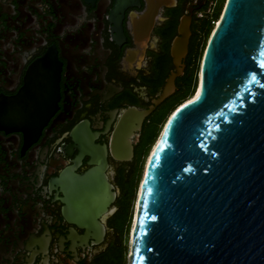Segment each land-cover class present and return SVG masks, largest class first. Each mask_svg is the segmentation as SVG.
I'll return each instance as SVG.
<instances>
[{"label":"flooded vegetation","instance_id":"obj_1","mask_svg":"<svg viewBox=\"0 0 264 264\" xmlns=\"http://www.w3.org/2000/svg\"><path fill=\"white\" fill-rule=\"evenodd\" d=\"M212 2L138 0L118 23L110 19L114 0H0V111L24 85L29 65L47 52L58 72L54 84L43 83L48 98L54 85L56 102L39 131L0 124V264H109V234L145 148L160 123L193 96L185 100ZM149 5L158 6L154 14ZM184 15H191L187 53L171 93L156 104L177 74L171 48ZM197 83L198 76L196 89ZM125 119L131 155L121 161L110 146ZM96 147L105 148L104 175L115 193L97 219L98 233L78 227L66 203L76 179L96 167Z\"/></svg>","mask_w":264,"mask_h":264},{"label":"water","instance_id":"obj_2","mask_svg":"<svg viewBox=\"0 0 264 264\" xmlns=\"http://www.w3.org/2000/svg\"><path fill=\"white\" fill-rule=\"evenodd\" d=\"M225 1L201 59L198 92L171 114L146 160L128 264H264V0ZM114 2L110 19L118 23L139 5ZM190 22L191 15L180 18L171 48L177 74L156 104L180 73ZM57 73L48 52L31 63L22 88L2 102L0 124L39 131L56 102L54 85L48 98L43 83L54 84ZM127 127L125 119L110 146L121 161L131 155ZM94 150L96 167L76 179L66 203L78 227L98 233L115 193L104 175L105 148Z\"/></svg>","mask_w":264,"mask_h":264},{"label":"rangeland","instance_id":"obj_3","mask_svg":"<svg viewBox=\"0 0 264 264\" xmlns=\"http://www.w3.org/2000/svg\"><path fill=\"white\" fill-rule=\"evenodd\" d=\"M225 2H226L225 0H215L214 3L212 2V4H209L208 9L203 14L204 20H210V30L207 35L206 33H203V32H201L200 35H198L199 39H198L197 53H196L195 64H194V68L192 72L193 82L191 84V89L189 93L187 94V97L185 98V100L188 99V97H190L191 95L194 96L193 93H195V89H196L195 88L196 84H194V81L197 80L201 59L203 57V54L206 49L208 40L211 36V33L214 31L215 29L214 27L216 26L214 25L215 21L212 22V20L216 19V21L218 20L219 22L220 17H221L220 14L223 10ZM164 124L165 123H163L162 121L160 125L158 126V129H157L158 134H156V139L154 140L152 144H150V146L145 148V152L143 153L141 162L135 169L136 171L133 174L134 177H132L133 178V182H132V192L133 193L130 194L128 197H126V199L123 202V209L125 213L121 212L115 217L114 226L116 230H119L122 228L124 221H125V214H126V223L123 226L121 232L117 233L116 230H113L109 234V238L107 241V244L109 245V253L107 257V259L109 260V264H128L129 262L130 233H131V229H132L131 227H132L133 219H134V213H135L134 210L136 207V199H137V194L139 190V185L141 183V178L143 175L146 160L148 158V154L152 150L153 145L160 138L161 136L160 133H162L161 131H163L165 127ZM151 134L152 132L148 131V133L146 134V137L144 138L143 144H145L150 139ZM126 186H128V183Z\"/></svg>","mask_w":264,"mask_h":264},{"label":"trees","instance_id":"obj_4","mask_svg":"<svg viewBox=\"0 0 264 264\" xmlns=\"http://www.w3.org/2000/svg\"><path fill=\"white\" fill-rule=\"evenodd\" d=\"M214 21H216V19L215 20H212V22H214ZM202 26H203V30H204V32H203V30H202V32L203 33H206V35L208 34V32H209V30H210V20H204V23L202 24ZM195 59H196V54H195ZM153 136L154 135H152V138H153ZM151 138V137H150ZM154 139H152V141H153ZM133 192H132V185L130 186V188H128V189H126V191H125V198L124 199H126V197H128L130 194H132ZM122 212H124L125 213V211L124 210H122ZM125 223H126V214H125V221H124V224H123V226L125 225ZM123 226H122V228H123ZM122 228L121 229H119V230H117L118 232H121L122 231Z\"/></svg>","mask_w":264,"mask_h":264},{"label":"bare ground","instance_id":"obj_5","mask_svg":"<svg viewBox=\"0 0 264 264\" xmlns=\"http://www.w3.org/2000/svg\"><path fill=\"white\" fill-rule=\"evenodd\" d=\"M198 88H199V87H198ZM198 88L196 89V93L198 92ZM196 93H194V95H195ZM161 134H162V133H161ZM161 134H160V135H161ZM151 151H152V150H151ZM151 151H150V152H151ZM149 154H150V153H149ZM149 154H148V156H149ZM134 214H135V213H134Z\"/></svg>","mask_w":264,"mask_h":264}]
</instances>
